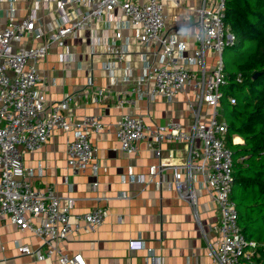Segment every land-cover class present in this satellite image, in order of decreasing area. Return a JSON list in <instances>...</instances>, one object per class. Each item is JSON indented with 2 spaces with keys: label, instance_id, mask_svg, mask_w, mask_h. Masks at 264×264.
Wrapping results in <instances>:
<instances>
[{
  "label": "built area",
  "instance_id": "obj_1",
  "mask_svg": "<svg viewBox=\"0 0 264 264\" xmlns=\"http://www.w3.org/2000/svg\"><path fill=\"white\" fill-rule=\"evenodd\" d=\"M8 2V15L0 27V214L7 215L18 230H28L37 236L42 246V250H31L27 244H17L19 252L33 254L37 260L53 257L58 264H86L80 252L68 255L61 244L80 227L95 231L108 215L107 208L99 206L72 218L69 210L72 199L67 197L62 203L54 184L43 189L33 186L28 178L32 172L24 167L22 155L44 146L55 128L73 131V138L66 145L67 166L73 172L89 168L92 174H97L99 164L90 137L105 130L106 125L97 115L75 117L70 111L68 93L60 100L47 101L36 87L37 61L46 57L51 43L74 35L92 20L112 17L118 7L126 20L137 26L139 41H157L160 45V63L154 66L145 63L146 72L137 80L151 83L147 97L161 96L169 102L189 87L194 94V100L188 102L193 121L187 130L169 120L152 126L132 112L120 115L113 123L119 149L136 153L138 142L150 139L152 151L159 158L151 168L159 173L165 167L172 169L169 184L192 207L195 216L198 190L206 192L217 210V221L211 226L217 239L213 245H207L209 259L203 264H254L257 243L240 232L237 209L231 198L228 127L220 114L221 87L226 83L222 53L225 47L237 43V37L225 23L226 0H200L185 13L186 20L193 18L196 44L191 55L180 56L188 65L175 61V38L161 35L166 21L165 5L180 6L179 0H57L60 12L71 6L76 13L50 26L40 23L33 13L15 17V0ZM117 29L113 38L120 39L121 32ZM31 40L37 43L32 44ZM179 47L184 49L185 43H179ZM210 54L214 59L207 70L206 57ZM91 83L89 80L87 84ZM229 101L235 100L230 96ZM203 105L206 111H202ZM165 140L182 143L183 162L162 159L159 144ZM173 155L170 153V157ZM96 185L94 182L93 186ZM33 218H38V222H33ZM128 246L140 247L141 242L129 240Z\"/></svg>",
  "mask_w": 264,
  "mask_h": 264
},
{
  "label": "crops",
  "instance_id": "obj_2",
  "mask_svg": "<svg viewBox=\"0 0 264 264\" xmlns=\"http://www.w3.org/2000/svg\"><path fill=\"white\" fill-rule=\"evenodd\" d=\"M199 1L179 0L180 6L164 7L166 21L161 35L175 38L173 55L177 64L188 65L185 56L196 47L193 18L186 20L185 13ZM14 6L15 17L33 13L45 26L76 13L71 6L60 12L57 0H15ZM8 7V0H0V27ZM117 28L120 39L113 38ZM136 34L137 26L130 24L117 7L112 17L92 20L74 35L51 43L46 57L37 61L36 87L47 101L60 100L68 93L70 111L75 117L97 115L106 125L105 130L90 137L99 164L97 174L89 168L73 172L67 166L66 145L73 138V131L59 128L40 149L23 153V165L32 172L28 178L33 186L43 189L54 184L62 203L67 197L72 199V218L95 207L107 208L108 215L95 231L80 227L62 242L68 255L80 252L86 264H203L209 259L207 245H213L217 239L211 230L217 221V210L206 192L198 190L195 216L192 207L169 184L172 169L165 167L159 173L151 168L159 158L152 151L150 139L138 142L136 153L119 149L113 123L124 113L140 115L152 126L173 121L186 130L193 121L188 108V102L194 100L192 87L169 102L161 96L147 97L151 83L137 80L146 72L145 63H160L161 50L157 41L142 43ZM181 42L185 43L184 49L179 47ZM30 43L36 44L37 40ZM213 59L212 54L206 57L207 70ZM89 80L91 85L87 84ZM206 110L203 105L202 111ZM234 142L242 139L234 136ZM159 145L162 159L184 161L182 143L165 140ZM170 153L174 155L170 157ZM159 179L160 184H156ZM32 221L37 223L38 218ZM129 240H139L141 246L130 248ZM17 244L42 250L37 236L18 230L7 215L0 214V264H58L53 257L37 260L33 254H21Z\"/></svg>",
  "mask_w": 264,
  "mask_h": 264
},
{
  "label": "trees",
  "instance_id": "obj_3",
  "mask_svg": "<svg viewBox=\"0 0 264 264\" xmlns=\"http://www.w3.org/2000/svg\"><path fill=\"white\" fill-rule=\"evenodd\" d=\"M225 23L237 37L238 55L220 99L232 159L231 198L240 232L257 243L253 262L264 264V0H226Z\"/></svg>",
  "mask_w": 264,
  "mask_h": 264
},
{
  "label": "rangeland",
  "instance_id": "obj_4",
  "mask_svg": "<svg viewBox=\"0 0 264 264\" xmlns=\"http://www.w3.org/2000/svg\"><path fill=\"white\" fill-rule=\"evenodd\" d=\"M233 50H234L233 47H225L222 53V58L225 65V71L229 73H233L236 71L235 62L238 55H236V53ZM220 114L224 115V111L222 110V108Z\"/></svg>",
  "mask_w": 264,
  "mask_h": 264
}]
</instances>
